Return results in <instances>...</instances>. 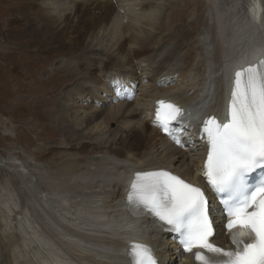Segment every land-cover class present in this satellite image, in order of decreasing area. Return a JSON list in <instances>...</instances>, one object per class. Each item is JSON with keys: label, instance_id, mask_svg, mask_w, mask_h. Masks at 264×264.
I'll use <instances>...</instances> for the list:
<instances>
[{"label": "bare ground", "instance_id": "6f19581e", "mask_svg": "<svg viewBox=\"0 0 264 264\" xmlns=\"http://www.w3.org/2000/svg\"><path fill=\"white\" fill-rule=\"evenodd\" d=\"M40 2L26 0L15 11L9 26L17 34L10 36L32 46L80 45L95 57L79 64L87 72L67 90L71 105L62 118L73 119L75 145L66 142L52 162L36 160L48 191L25 181L31 199L19 200V211L14 196L0 192V264H129L132 244L151 249L158 264H194L163 228L127 213L126 198L138 172L162 170L203 184L207 145L194 121L227 118L235 73L264 60V0H203L205 16L189 45L173 25L178 1ZM160 100L188 110L180 124L188 130L177 124L175 135H163L155 116ZM171 139L195 152L186 169ZM214 242L225 247L230 238L219 227Z\"/></svg>", "mask_w": 264, "mask_h": 264}, {"label": "snow or ice", "instance_id": "6c2138e0", "mask_svg": "<svg viewBox=\"0 0 264 264\" xmlns=\"http://www.w3.org/2000/svg\"><path fill=\"white\" fill-rule=\"evenodd\" d=\"M157 105L158 125L175 135L173 122L182 123L183 110L164 100ZM201 136L207 145L203 175L223 206V227L234 249L212 243L214 220L205 193L167 171L136 173L126 198L129 214L147 213L177 233L194 264H264V60L235 73L227 119H206ZM258 169L257 183H249ZM129 264L157 261L151 249L132 244Z\"/></svg>", "mask_w": 264, "mask_h": 264}, {"label": "rangeland", "instance_id": "374dc122", "mask_svg": "<svg viewBox=\"0 0 264 264\" xmlns=\"http://www.w3.org/2000/svg\"><path fill=\"white\" fill-rule=\"evenodd\" d=\"M24 1L0 0V120L4 122L0 125V192L7 191L14 196L18 211L19 200L31 199L24 187L25 181L31 185L36 183L40 189L48 191L34 169L36 160L52 162L65 152L66 142L75 145L76 140L72 141L70 134V130H75L73 119L68 121L62 118L66 106L71 105L68 103L67 90L80 82L87 72V68L82 70L79 64H87L89 58L95 57L93 50L83 49L80 45L65 50L53 40L45 45L32 46L27 45L20 35L17 39L11 37L17 34V30L10 27L9 23L15 19V11L23 7ZM46 1L41 0L40 7ZM174 1L178 2L171 14L175 20L173 25L179 29L184 45H189L198 36L199 24L205 16L203 0ZM4 37L12 39L9 44L3 42ZM103 41L100 49L108 45L107 41ZM13 42L20 45H12ZM129 50L127 60L128 56L132 57V49ZM163 82L159 80V83ZM137 95L139 93L136 92L133 99ZM114 126L111 124L110 128ZM177 148L182 154L176 156L183 162L195 153H188V147ZM14 165L24 174L25 180L13 170ZM182 167L185 168V162ZM173 254L174 250L171 249ZM175 261L180 264L179 259Z\"/></svg>", "mask_w": 264, "mask_h": 264}]
</instances>
